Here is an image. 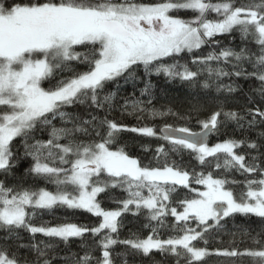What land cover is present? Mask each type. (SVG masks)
<instances>
[{
  "label": "snow or ice",
  "instance_id": "6c2138e0",
  "mask_svg": "<svg viewBox=\"0 0 264 264\" xmlns=\"http://www.w3.org/2000/svg\"><path fill=\"white\" fill-rule=\"evenodd\" d=\"M180 11H190L193 16L174 15ZM210 13H215L217 18H209ZM237 28L243 38L252 37L258 53L246 48L240 52L222 48L219 52L194 56L191 62L203 66L217 80L254 79L259 82L255 91L264 98V0H252L240 6H235L234 0H157L154 3L0 0V174L10 175L22 159L13 150V141L21 138L23 157H31L32 161L26 172L56 186L55 191H49L8 186L0 180V229L5 230L7 239L18 238L20 229L29 232L33 242L18 247L34 254L29 260L18 253L10 256L6 248L0 247V264H52L55 256L50 258L49 250L55 245L35 242L37 234L68 245L73 239H83L87 233L99 237L96 244L101 257L95 258L86 252L74 259L73 264H113L111 249L117 244L143 256H150L154 251L171 254L178 258L177 264L181 256L187 264H194L209 255L249 256L253 264H264L261 233L255 236L243 233L260 245L258 249L210 251L194 244L198 240L207 243L206 234L224 229L223 222L234 214L252 215L264 224V161L258 163L264 156L261 152L264 145L247 139H227L212 146L207 141L208 135L218 131L224 120L248 129L264 125V106L246 108L243 114L213 111L207 119L197 120L200 131L171 124L159 129L149 125L130 127L107 115L99 117L89 112L88 118H84L66 110L76 105L111 109L115 93L105 92L107 86L118 85L121 78L126 82L136 79L140 66L145 75L163 74L170 80L194 82L200 75L199 70L178 61L166 62V58L174 59L204 45L218 44L215 37ZM74 61L85 65V69L75 70ZM213 62L217 66L213 67ZM242 62L249 63L252 70L246 69ZM221 63L231 64V70L220 66ZM57 70L69 71L72 75L55 79ZM46 80L50 85L47 88L42 86ZM209 86L206 80L203 87ZM221 87L228 92L237 90L232 84L217 85L218 90ZM150 90L149 82L141 89V95L150 97ZM249 102L252 103L251 98ZM123 108L130 109L128 115H135L137 119L145 118L146 113L151 119L169 115L189 118L171 110L147 109L145 102L138 99H126ZM194 110L199 108L194 106ZM56 120L62 126L57 127L53 123ZM37 129H48L49 138L35 139L32 134ZM123 131L166 141L170 147L160 145L153 154L158 162L163 157V163L146 166L124 147L113 150ZM258 137L264 138V131L258 132ZM30 140L34 142L29 143ZM242 145L257 155L237 153L236 149ZM185 152L201 166L214 163L217 169H235L242 175L259 174L261 178L247 179L246 191L237 198L225 187L229 183L227 179L185 167ZM193 185H202L204 190L199 191ZM115 188L127 193L126 198L113 200L116 209L102 207L101 194ZM181 189L195 195H173ZM57 206L82 210L100 219L91 227L68 221L55 225L33 223L37 210L50 211ZM142 209L147 210L149 223L144 227L150 229V234L145 238L133 235L119 239L122 215L127 212L137 215ZM168 217L175 218L171 227L180 234L159 238L157 229L166 226Z\"/></svg>",
  "mask_w": 264,
  "mask_h": 264
},
{
  "label": "trees",
  "instance_id": "16d2710c",
  "mask_svg": "<svg viewBox=\"0 0 264 264\" xmlns=\"http://www.w3.org/2000/svg\"><path fill=\"white\" fill-rule=\"evenodd\" d=\"M145 3H154L157 0H143ZM213 2H222V0H213ZM252 0H234L235 6L248 4ZM182 18H190L193 13L190 11H180L174 13ZM209 18H214L213 13L209 14ZM219 41L215 45H204L201 49L195 50L193 53H183L176 58H166V62L178 61L180 64H187L192 70H199L200 75L194 82H185L180 79L170 80L163 74L160 75H145L143 67L140 66L136 73V79L125 81L120 79L119 84H109L105 89V92L115 93V99L113 101V107L108 109L107 106L103 110H97L95 108H89L87 105H76L69 107L66 110L71 113L78 114L81 117L88 118V113L92 112L99 117L108 116L109 119H113L119 123L132 126L149 125L154 126L157 129L162 128L165 124H171L175 127L187 126L193 131H200V126L197 120H204L209 117L213 111L221 110L223 112L236 111L241 114L244 113L246 108L254 107L255 105L264 106V98L255 91L259 87V82L254 79H237L232 77H224L217 80L215 76H209L203 66L192 64V58L199 55H207L209 52H219L222 48H231L236 52H240L241 49H248L251 53H258V46L253 41L252 37L243 38L239 29H234L229 34L219 35L214 38ZM235 63V61H232ZM243 66L249 71L252 70L251 65L247 62H242ZM72 66L77 71L85 69V65L79 62H72ZM213 67L217 66L213 62ZM220 66L231 70V64H223ZM72 72L57 70V76L55 79H61L71 76ZM207 80L209 83L208 88L203 87V83ZM53 83L55 80L52 81ZM150 82L151 90L150 97L148 95L142 96L141 89ZM232 84L237 90L234 92H228L224 88L218 90L217 85ZM43 87H49V81H44ZM149 98L151 103H148ZM251 98L252 103L249 102ZM138 99L145 102L147 109H155L160 112H168L171 110L173 113H179L181 115H187L188 119H178L176 116H165L160 119H151L147 113L145 118L137 119L135 115H128L130 109L125 110L123 108L125 100ZM194 106L199 108V111L194 110ZM57 127L62 126L59 120L53 122ZM71 126V125H67ZM264 131V125L258 126L255 129H248L247 126L241 128L236 122L231 120H224L222 126L218 131L213 132L210 138L209 145L212 146L216 143L225 141L227 139L236 140H255L257 143L264 145V138L258 137V132ZM35 139L47 140L49 138L48 129H37L32 134ZM34 142L30 140L29 143ZM65 141H61L64 143ZM14 151H18V154L22 156V159L18 162L17 166L12 170V173L5 177L0 174V180H4L8 186H22L24 188H45L49 191H55L56 186L53 183L47 182L43 178H36L29 175L26 172L31 166V157H23L24 147L21 138H17L13 141ZM170 147L166 141L157 138L142 137L137 133L123 131L119 134L118 144L113 145V150L117 147H124L125 150L132 156L141 160V163L146 166H156L158 163H163V157L158 162L153 158L155 149L160 146ZM237 153L250 155H257L251 149H248L246 145H242L236 149ZM264 152V148L261 149ZM172 158L179 160L178 156ZM214 159V158H209ZM264 161V156H261L258 163ZM222 162V161H221ZM183 164L189 169H195L197 172L204 170L211 172L216 178H224L229 181L225 187L233 191L234 196L239 198L243 192L246 191L247 179H259V174H241L239 171L233 169L231 171H225L224 169H217L214 163L208 164L207 167L199 165V162L190 156L187 152L183 155ZM264 166V164H262ZM235 181V183H233ZM199 191H203L202 185H193ZM147 195V193L145 192ZM176 197L195 195L194 192H188L181 189L177 193L173 194ZM127 193L123 192L120 188L110 189L108 193H102L103 197L102 207L107 209H116L117 204L113 203L114 199L126 198ZM100 218L93 216L92 214L82 211L73 210L66 207L57 206L52 210H37L36 217L33 218V223L41 224L49 222L53 225L62 223L65 221L74 222L80 225H87L89 227L98 223ZM123 222L122 227L119 229V239H125L132 237L133 235L145 238L150 234V229L145 228L144 225L148 224L147 210L142 209L137 215L132 212H127L120 218ZM175 222L174 217H168L166 220V226L157 229L159 238L166 239L169 236H175L180 233L174 231L171 225ZM153 225L156 222H151ZM225 228L220 231H213L211 235H207V243L203 240L195 241L194 244L197 247L207 248L210 251L213 249H231L236 248L240 251L245 249H258L260 245L253 243L251 236H255L257 233H261L264 236V224L261 220L255 216L243 214H234L232 217L226 218L223 222ZM194 226V224H193ZM19 233L18 238L7 239V233L5 230L0 229V247L7 249L8 254L11 256L13 253H18L20 257H26L29 260L34 258V254L26 248H19L20 244H30L33 242L31 234L22 229L17 230ZM244 232L251 233V236L244 235ZM99 237H92L90 233H87L83 239H73L68 245L63 242L52 240L37 234L35 242L44 241L45 243H53L54 249L49 250V257L55 256L52 259V264H73L74 259L82 257L86 252H89L93 257H101V250L96 244ZM113 254V264H177V257L171 254L163 255L159 252H153L150 256H143L142 254L134 253L131 249L126 248L124 245L117 244L111 249ZM183 252L182 249H180ZM75 254V256H73ZM64 257L70 259L65 260ZM94 264V262H93ZM179 264H187V260L184 256L179 257ZM194 264H253V259L249 256L238 257H221L216 255L206 256L203 261L194 262Z\"/></svg>",
  "mask_w": 264,
  "mask_h": 264
},
{
  "label": "water",
  "instance_id": "95a60500",
  "mask_svg": "<svg viewBox=\"0 0 264 264\" xmlns=\"http://www.w3.org/2000/svg\"><path fill=\"white\" fill-rule=\"evenodd\" d=\"M211 135H212V133H210V134L208 135V137H207L208 144H209V142H210Z\"/></svg>",
  "mask_w": 264,
  "mask_h": 264
},
{
  "label": "rangeland",
  "instance_id": "374dc122",
  "mask_svg": "<svg viewBox=\"0 0 264 264\" xmlns=\"http://www.w3.org/2000/svg\"><path fill=\"white\" fill-rule=\"evenodd\" d=\"M213 15H214V18H217L215 13H213Z\"/></svg>",
  "mask_w": 264,
  "mask_h": 264
}]
</instances>
